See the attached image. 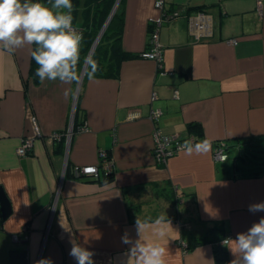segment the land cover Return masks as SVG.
Instances as JSON below:
<instances>
[{"label":"crops","instance_id":"0c3cea01","mask_svg":"<svg viewBox=\"0 0 264 264\" xmlns=\"http://www.w3.org/2000/svg\"><path fill=\"white\" fill-rule=\"evenodd\" d=\"M164 7L180 15L160 26L161 65L140 55L152 22L162 17L155 0L124 1L120 44L135 56L121 62L116 76L84 79V72L78 84L35 82L33 46L0 50V185L11 204L0 221V264H13L11 253L23 251L26 264L46 258L76 264L69 255L73 243L94 252V264H123L131 245L122 237L139 239L137 217L151 223L163 214L172 227L159 241L168 250L165 264H216V244L230 262L234 256L222 240L264 217L249 211L264 202V165L256 174L230 154L224 162L213 156L218 140L252 136L248 146L264 148V0L261 14L256 0H165ZM80 21L78 12L76 27ZM157 109L160 116L151 118ZM71 122L68 146L51 136ZM191 122L200 130H190ZM157 128L208 140L210 150L190 156L181 150L160 164L153 148ZM26 136L34 142L20 155ZM100 150L114 160L112 177L73 175L75 165L98 163ZM236 150L238 157L244 153ZM24 225L29 238L13 241ZM140 238L156 240L151 229Z\"/></svg>","mask_w":264,"mask_h":264},{"label":"clouds","instance_id":"9594fccd","mask_svg":"<svg viewBox=\"0 0 264 264\" xmlns=\"http://www.w3.org/2000/svg\"><path fill=\"white\" fill-rule=\"evenodd\" d=\"M46 6L39 0H0V50L13 53L25 46H33L31 56L37 65L35 75L39 81L79 83L81 73L80 44L83 33L73 27L72 0H48ZM87 75L92 78L98 70L95 60L89 57ZM69 91H65L67 96ZM186 155L202 154L210 150V142L193 143L186 140L180 149ZM252 213L264 212V202L249 206ZM171 221L166 214L149 223L137 217L136 229L139 239L132 241L127 234L122 241L131 245L123 264H165L167 249L159 241L168 239ZM151 229L156 240L152 243L141 240V234ZM222 245L233 254L229 264H264V217L254 223L247 232L237 233L235 239L222 240ZM69 255L76 264H94V252L73 243ZM36 264H52L50 259H41Z\"/></svg>","mask_w":264,"mask_h":264},{"label":"trees","instance_id":"16d2710c","mask_svg":"<svg viewBox=\"0 0 264 264\" xmlns=\"http://www.w3.org/2000/svg\"><path fill=\"white\" fill-rule=\"evenodd\" d=\"M116 0H72L73 4V25L74 19L78 12L81 14V21L78 25V31L83 33V39L81 41L80 48V63L77 68L80 72L85 57L90 50L91 45L95 41L97 35L105 25L110 12L113 9ZM125 0H120L118 8L115 10L110 22L108 23L106 29L104 30L102 36L100 37L96 47L92 53L91 58L96 61L98 65V70L94 75L100 76H116L119 71V66L121 62L125 59L134 57L135 54L124 51L121 48L120 40H121V32H122V20H123V4ZM35 45H33L32 50ZM37 65L35 64L32 56H31V65H30V74L33 77L35 82H39V78L35 75V69ZM89 71V66L87 65L84 79L88 77L87 72ZM79 110H76L75 118H74V127L79 126ZM190 130H200L199 123L191 122L188 125ZM197 143L200 141L196 138ZM252 140V136H247L238 140L237 143H229L226 140H218L214 141L213 145L218 144L219 142H224L226 145L228 158L231 149L238 148L240 150H244V153L241 154L237 158L244 163H248L252 161V156H256L260 158V163L264 165V155H257L254 152H248L250 147L248 146ZM238 146V147H237ZM227 158V160H228ZM218 161V160H217ZM226 161V160H225ZM224 162V161H223ZM240 166V165H239ZM68 171H70V167H68ZM255 173H259V171H255ZM107 178L113 176V173H106ZM91 179H95L89 177ZM97 180V179H95ZM215 259L216 264H229L228 252L225 248L220 245H215Z\"/></svg>","mask_w":264,"mask_h":264},{"label":"built area","instance_id":"2783aa9c","mask_svg":"<svg viewBox=\"0 0 264 264\" xmlns=\"http://www.w3.org/2000/svg\"><path fill=\"white\" fill-rule=\"evenodd\" d=\"M165 0H155V6L162 10V17L158 20L152 22L151 28H150V34H149V45L146 48V50L141 52V56L144 58H151L157 61L160 65L162 62V47L159 40V30L160 26L162 24V21L165 19H171L174 17H177L180 15V11L178 9H171L167 10L164 7ZM257 4V12L261 14L262 12V6H263V0H256ZM77 30L78 28L73 25ZM231 42L236 43V39L230 40ZM177 96V91L174 94ZM161 114V111L159 109L152 110L151 111V118L155 119L158 118ZM32 123L34 126V130L36 135H40L41 131L38 126L37 118L36 116H32ZM73 123L71 122L69 127L65 131H56L52 133V137L54 139H62L64 138L66 141V144L68 146L71 136L73 134ZM154 138V155L156 157V160L160 164L167 163L168 159L173 156L174 154H177L180 149V145L184 143L186 140H191L193 143H197L196 137L194 135L188 134L185 137H180L178 135L173 134H165L160 129H156L153 133ZM22 144L17 148L18 154L20 155H26L32 148L34 138L32 136H26L22 140ZM213 156L215 160L218 161H225L228 158V153L226 149V145L224 142H219L216 145H213ZM99 162L96 164L91 165H75L73 167V175L76 177H92L95 179H100L101 174L104 175L106 173H113L115 169L114 160L107 150H100L99 152ZM29 238V227L28 225H24L21 230L17 233H14L12 235L13 241H21L23 239ZM229 238V237H227ZM184 245V248L186 249V244L182 242Z\"/></svg>","mask_w":264,"mask_h":264},{"label":"water","instance_id":"95a60500","mask_svg":"<svg viewBox=\"0 0 264 264\" xmlns=\"http://www.w3.org/2000/svg\"><path fill=\"white\" fill-rule=\"evenodd\" d=\"M119 1L120 0H116L115 4L113 6V9L110 12V15H109L105 25L103 26V28L101 29L100 33L97 36V39L95 40V43H94V45H93V47H92V49H91V51H90V53L88 55V58L91 57V54H92V52H93V50H94V48L96 46V43L100 39V37L103 34L108 22L110 21L111 17L113 16ZM87 59H86V61H87ZM86 61H85V65H84L83 70H82L81 77L83 76V74L85 72V69L87 67ZM10 212H11L10 200H9L7 194L5 193L3 187L0 185V221L2 219H5L10 214ZM11 262L13 264H16V263H18V264H26V262H27V253L24 252V251L20 252V253H16V252L11 253Z\"/></svg>","mask_w":264,"mask_h":264},{"label":"rangeland","instance_id":"374dc122","mask_svg":"<svg viewBox=\"0 0 264 264\" xmlns=\"http://www.w3.org/2000/svg\"><path fill=\"white\" fill-rule=\"evenodd\" d=\"M42 1V4H45L46 6H50L49 4H48V0H41ZM120 2V1H119ZM119 6V3H118V5H117V7ZM117 9V8H116ZM248 152H254L255 154H257V155H264V148H258V146H255V147H250V150L248 151ZM237 154H238V151L235 149V148H233V149H231V151H230V159L231 160H233L234 159V157H236L237 156ZM261 161H260V158H258V157H256V156H252V161L251 162H248L247 163V166L248 167H245L246 168V171H252V172H255V171H257V170H259L260 168H261V166L263 165L262 163H260ZM244 162H242V161H239V165H240V167H243L244 166V164H243ZM246 165V164H245Z\"/></svg>","mask_w":264,"mask_h":264}]
</instances>
